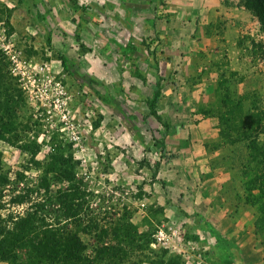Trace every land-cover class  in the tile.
<instances>
[{
  "label": "rangeland",
  "instance_id": "rangeland-1",
  "mask_svg": "<svg viewBox=\"0 0 264 264\" xmlns=\"http://www.w3.org/2000/svg\"><path fill=\"white\" fill-rule=\"evenodd\" d=\"M159 5L158 0H0V51L21 92L19 121L27 126L19 128L15 144L0 141L2 172L8 178L2 214H22L32 202L45 199L40 178L58 146L65 157L71 156L75 183L83 191L78 200L82 222L79 226L66 220L57 202L43 208L46 222L55 227L68 223L66 231L77 233L87 246V256L93 257L101 248V264H226L219 257L215 237L202 229L200 215L188 208L190 193L203 180V174L194 171L202 165L199 155L191 157L194 149L189 140L198 120L191 114L217 112L220 132L226 129L222 119L233 129L248 124L250 129L264 128V30L243 0H228V6L238 7L247 20L237 44L221 53L227 61L216 75L214 93H208L213 108L218 103L224 106L226 117L221 116V107L192 112L178 99L185 100L190 88L184 86L200 83L202 76L181 77L173 69L178 63L167 55L158 23L169 18L158 13ZM219 27L226 31L231 26ZM181 30L185 28H173L165 39L173 55L184 46L181 39L197 38L185 32L180 36ZM200 35L214 42L220 36L218 29L209 27ZM192 46L196 47L188 45ZM206 48L211 53L217 50L212 45ZM60 55L67 59V72ZM231 107L234 115L227 113ZM221 136L205 142L208 150L201 153L211 169L224 164V155L214 154L219 147L228 153L241 146ZM33 141L39 148L31 156L20 146ZM257 143L258 152L264 153L260 147L264 133ZM229 162L226 170L235 166L236 176L239 165ZM67 186L65 181H53L49 195ZM231 187L227 181L221 197L234 215L251 216V242L264 263V207L261 212L258 205L237 206ZM26 189L35 190L26 203H8L9 196ZM225 238L234 244L232 264H256L254 254L251 261H243L241 237Z\"/></svg>",
  "mask_w": 264,
  "mask_h": 264
},
{
  "label": "trees",
  "instance_id": "trees-1",
  "mask_svg": "<svg viewBox=\"0 0 264 264\" xmlns=\"http://www.w3.org/2000/svg\"><path fill=\"white\" fill-rule=\"evenodd\" d=\"M247 9L254 12L258 17L264 30V0H243ZM50 37L46 42L50 44ZM60 64L67 72V59L60 55ZM6 57L0 51V141L15 144L19 141V128L22 126L19 121V112L23 107V99L18 89L15 79L10 76L7 70ZM159 92L155 93L153 103L150 108L153 110L158 99ZM238 112L241 110L240 102L235 104ZM233 107L229 108L228 114H235ZM237 113V111H236ZM221 116H225V108H222ZM222 128L220 132L222 138L228 139L229 143L241 142L235 150L226 152L222 161L230 160L229 164L240 165L239 172L232 176L230 180L233 197L236 205L242 201L243 204L258 205L259 209L264 207V153L258 152L259 135L264 133V128L257 126L255 130L250 129V124L246 126H235L231 128L226 120H221ZM264 148L263 145H260ZM20 148L31 156H34L39 147L33 142H24ZM57 150L50 156L49 168L46 169L40 178V185L45 190V199L38 200L30 204V210L26 212H9L3 215L5 210L4 197H6L5 186L8 184L7 176L2 172V155L0 153V262L7 264H101L103 260V249L96 250L93 257L86 255V244L81 240L77 233L66 231L67 224L54 226L46 222L47 216L43 208L50 207L51 203L57 202L61 216L66 220L76 221L81 225L82 218L80 213L82 205L78 203L83 191L75 183V166L71 163V156L65 157L64 152L56 146ZM245 156V157H244ZM53 181H65L68 186L64 190H58L57 194L49 195L48 189ZM240 184V185H239ZM35 190L26 189L22 194H12L9 196L8 203L23 205L28 199V195ZM49 212H56L48 210ZM264 211V210H263ZM46 212V211H45ZM264 213V212H263ZM198 216V215H197ZM196 216V217H197ZM261 223L264 226V214ZM202 222V229L212 234L218 244L219 257L226 264H232L234 244L223 238L216 230L208 226L204 220L198 216ZM261 227V225H259ZM89 227V226H85ZM85 227L81 228L82 230ZM96 227V226H95ZM65 229V230H64ZM126 237V236H124ZM116 252L111 251L110 256L115 257Z\"/></svg>",
  "mask_w": 264,
  "mask_h": 264
},
{
  "label": "crops",
  "instance_id": "crops-1",
  "mask_svg": "<svg viewBox=\"0 0 264 264\" xmlns=\"http://www.w3.org/2000/svg\"><path fill=\"white\" fill-rule=\"evenodd\" d=\"M158 3H162L161 6L159 5L161 10H157L158 13L160 12L162 17L166 16V20L169 18L168 21L158 19V23H160L159 31L160 33L162 32V38L164 39V48L169 51H167V55L171 56L174 63H178V66H174L173 69H178V74L181 77H189L193 74H196V77L199 75L202 76L200 83L194 86H184L190 88V93L185 96V100L179 98L178 103L180 106L183 104L186 105L192 112H196L199 109L213 108L214 101H209L208 93H214V84L217 80L216 75H219L222 63L227 61V59H224L225 57H222L223 55H221V53H226L224 51H227L228 45H230V48H233L237 44L236 40L238 34L239 32L241 33V26H243L247 17L245 18V16L241 15L238 7H229L228 0H158ZM183 23H186V26ZM223 23L225 26L229 24L231 27L228 28L230 29L225 28L226 31H224V27H219L220 24ZM208 27L218 29L220 35L217 37L218 42H214V38L211 41L209 38L205 39L200 35L201 33L204 34L208 30ZM173 28H175V30L185 28V30L179 31L180 36L184 35V32L185 34L190 33L197 36L196 40L188 39L189 37L185 39L180 38L185 47L182 46L181 50H179L176 55H173L170 49H167L169 41L165 40L166 37L172 35ZM226 36H228L229 39ZM199 37H201L200 40H198ZM221 38L222 40L220 41ZM190 43H194L196 47L194 48L192 46L189 48L188 45H190ZM207 45L215 46L217 50L211 53V49L206 48ZM208 51H210V54ZM227 57H229V53ZM209 61L210 67L208 68L207 65ZM197 72H199V74H197ZM208 73L209 78L207 77L208 80L204 81L203 77ZM208 104H210V106H208ZM216 105H214L213 109L219 110V107H224L221 106V104L218 106ZM191 116L198 118L196 123H194L195 132L191 135L189 140L193 143L194 150L192 151H194V153L196 152L195 154L192 153L191 157H196L195 155L197 154L199 155L198 157L199 160L201 159L202 165L200 168L196 166L194 171H198L197 174H203V180L198 190L190 193L191 198L188 201V208L192 210V212L203 217L222 237H241V244H243L241 257L243 261L247 258L248 261H251L250 258L254 254L255 263L264 264L261 255H257L259 250H257L251 242L253 241L251 238L253 236L252 222L249 221L251 220V216L246 212L234 215V212L230 210L221 197L222 186L224 184L226 185L227 181L231 180L233 171L237 169H235V166H232V169H228L227 171V160L225 162L223 161L224 164L218 163V165H215V167L211 169L207 162L203 161L204 159L201 156V153L208 150L204 147V145L208 146L205 142L215 140L217 135L219 136L220 114L215 112L206 116L198 115L197 117L194 114H191ZM214 154L225 155L226 150H222L221 147H219ZM239 169L240 165L238 171ZM239 202V206L244 205L242 201ZM249 255L250 257H248Z\"/></svg>",
  "mask_w": 264,
  "mask_h": 264
},
{
  "label": "built area",
  "instance_id": "built-area-1",
  "mask_svg": "<svg viewBox=\"0 0 264 264\" xmlns=\"http://www.w3.org/2000/svg\"><path fill=\"white\" fill-rule=\"evenodd\" d=\"M160 233V232H159Z\"/></svg>",
  "mask_w": 264,
  "mask_h": 264
}]
</instances>
